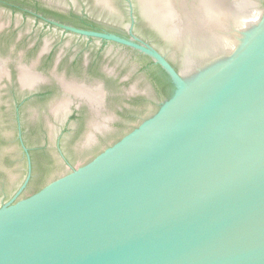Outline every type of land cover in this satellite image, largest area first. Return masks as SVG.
<instances>
[{
    "label": "water",
    "instance_id": "95a60500",
    "mask_svg": "<svg viewBox=\"0 0 264 264\" xmlns=\"http://www.w3.org/2000/svg\"><path fill=\"white\" fill-rule=\"evenodd\" d=\"M38 1L131 37L0 7L1 59L48 40L120 74L68 67L73 103L0 78V264H264V0Z\"/></svg>",
    "mask_w": 264,
    "mask_h": 264
},
{
    "label": "flooded vegetation",
    "instance_id": "af4514ba",
    "mask_svg": "<svg viewBox=\"0 0 264 264\" xmlns=\"http://www.w3.org/2000/svg\"><path fill=\"white\" fill-rule=\"evenodd\" d=\"M8 1L11 0H0V7L1 6H7L8 5ZM16 1L17 3H21V2H25V3H35L36 6L39 7L40 10H43V12L40 13H33L32 11L27 10V12L34 14L37 18L40 19H46L47 18H51L54 20H58L62 23H70L73 26L77 27V28H83V29H88V30H97V31H104V32H113V33H117L119 35H123V36H127V37H131L130 34H125V33H121L115 30H111V29H106L103 26H100V24L98 22H95V20H91L90 18L84 16V15H80L77 14L76 12H67L61 9H52L49 8L47 6H45L46 8H40L41 3L38 0H13ZM17 8V7H16ZM14 9V8H13ZM65 13H70L69 15H71L75 20H80L83 23H76L75 21H68L67 19H65L63 17V14ZM54 26V24H52ZM51 25V26H52ZM56 27H60V26H56ZM3 27H0V44H1V40H2V33H6V31L1 30ZM8 30H11L12 28H7ZM16 29V28H14ZM13 31V29H12ZM11 36H14V32H10ZM91 41L92 43H96L99 44L101 46V48L103 50H105V48H107L108 46H110L111 44H115V45H119L120 47H122V45L117 44L115 42H110V41H106V40H102V41H98L96 40V38L91 37ZM90 41V40H89ZM42 40H36L35 42H33L29 48V51H32L34 53V55L32 56V59H27V58H23V61L18 65H15V63H12L9 60H5V59H1L0 58V78L1 81H5L6 85L12 84V83H18L20 80V73H21V69L22 67L30 70L31 72H33L34 74H36L37 76H39L40 80L38 82H36L35 84H33V86H27L26 88H28V96L29 97H41V96H46L49 94L50 90L48 89L49 86L54 87V91L56 92H64V94L66 93L67 95H69L70 99L72 100L71 103L74 102V100L72 99V93H67L63 84H62V80L68 81L70 82V73H69V68L68 67H82V68H96V70L99 72V74L103 75V76H109V77H113L116 79L120 78V74H112L110 72V69H108V66H104L102 67L100 65L99 62L94 63L91 62L89 56L87 55H81V56H75L73 57V55L71 54L70 51H66L65 49H61L58 51L57 46L52 45L51 47H49L51 44L50 41L46 40L45 41V47L44 49H40V44H41ZM30 44V43H29ZM123 48H127L131 51H133L134 53H137L138 55H142L145 56L149 63L146 65V68H149V70L151 71L153 66H157L159 67L162 72L164 73L166 79H159L160 84L163 85V90H165L166 95L165 96H170L172 94V91H170V93L168 94V86L172 85L174 87V84L172 83L170 77L168 76V74L161 68L160 65L156 64L151 58H149L148 56L140 53L138 50H134L132 48L129 47H123ZM106 60L109 61L108 58L105 57ZM27 60V61H26ZM67 67V69L64 70V67ZM65 67V68H66ZM22 84V83H21ZM47 84L49 85L47 88H43V86ZM46 86V85H45ZM83 88H86L87 90H91V87L89 85H87L86 83L82 84ZM52 91V90H51ZM82 103V102H81ZM90 106V105H89ZM91 108V106H90ZM82 108L78 106L75 107V114L77 115V117L81 116L83 113V111L81 110ZM71 113H73L71 111ZM53 113L51 112V115ZM65 124H69V119L68 121H66ZM44 155V154H42ZM30 159L31 161V177L30 180L28 181V184L26 187L29 186V184L33 181V177L32 176V171H33V167H34V161H33V156L32 153L29 152L28 153V160Z\"/></svg>",
    "mask_w": 264,
    "mask_h": 264
}]
</instances>
